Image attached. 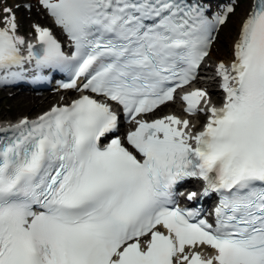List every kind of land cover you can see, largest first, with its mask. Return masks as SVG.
Returning a JSON list of instances; mask_svg holds the SVG:
<instances>
[{
  "label": "snow or ice",
  "instance_id": "obj_1",
  "mask_svg": "<svg viewBox=\"0 0 264 264\" xmlns=\"http://www.w3.org/2000/svg\"><path fill=\"white\" fill-rule=\"evenodd\" d=\"M236 2L249 8L233 59L216 66L222 106L200 88L180 97L206 116L194 131L176 115L145 117L197 79L232 3L36 0L65 51L40 24L39 47L27 42L0 0V83L58 70L81 93L0 128V264H264V0ZM121 115L134 125L124 137ZM192 179L202 190L181 207L178 186ZM213 195L206 216L195 205Z\"/></svg>",
  "mask_w": 264,
  "mask_h": 264
},
{
  "label": "bare ground",
  "instance_id": "obj_2",
  "mask_svg": "<svg viewBox=\"0 0 264 264\" xmlns=\"http://www.w3.org/2000/svg\"><path fill=\"white\" fill-rule=\"evenodd\" d=\"M7 1L15 2L17 4L22 5V1H24V0H6V3H7ZM219 2H221V3L227 2V3L234 4L237 11H236V13H234L235 15H233L232 18L229 17V20L226 23L227 26L225 25L226 29H227V34H226V38L224 39V43L228 42L229 44H231L230 45L231 49L229 50V48L227 46L219 47V46H217V45L215 46V44H213V49H212L209 56H210V58L212 57L214 59L213 61L215 62V65H218V63L221 61H223L227 64L229 62V60L232 59V57H233V55H232L233 42L237 38L240 23L243 20V18L245 17L246 12L249 8V3H247V2L237 3L236 0H219ZM14 11L16 12L18 19L22 20V28L27 29V30H31L33 24L42 23L43 19L39 13H40V11H44V13H45V10H43L42 8H40L36 4V0H34V2H33V7L31 9V11H29L28 9L26 11H23L22 8L17 9L15 7H14ZM20 28H21V25H20ZM211 69H212V76H213L216 73L215 72L216 68H211ZM215 81L216 80L200 81L199 85L200 86H207V87L211 88L212 90H214L215 92H217L219 87H218V84L215 83ZM72 93H73V91H60L57 94H50L46 98H44L42 96L37 97V96H32V95H24L22 97V100L28 106L27 110H31L32 108H34L36 106H40L42 104L47 103L52 98H56V99H59L61 102H64L65 101L64 97H67L68 95H71ZM0 115H2V114H0ZM21 117H23V116H21ZM202 117H203V114H201V113H198L196 115V118H202ZM194 122H195V118H192V124H194Z\"/></svg>",
  "mask_w": 264,
  "mask_h": 264
},
{
  "label": "rangeland",
  "instance_id": "obj_3",
  "mask_svg": "<svg viewBox=\"0 0 264 264\" xmlns=\"http://www.w3.org/2000/svg\"><path fill=\"white\" fill-rule=\"evenodd\" d=\"M33 2H34V0L33 1L32 0H24V1H22V5L20 8H22L23 11H26L27 8H25L24 5L29 4V3H31L33 5ZM16 4L17 3H15V2L7 1V6H11L14 8ZM2 6L3 5H1V7ZM236 11H237V9H236ZM236 11H235V13H236ZM43 13H44V11H40V13H39L40 16H42ZM233 15H235V14L230 15V17L232 18ZM18 20H19V23L21 25V29L23 31H25L26 33H28L30 30L23 29L22 28V20H20V19H18ZM225 25L221 27V30H220L219 35L217 37V40L215 41L214 44H215V46L217 45L219 47L227 46L230 50L231 44H229L228 42L224 43V39L226 38V34H227V29H226L227 25L226 26ZM213 60L214 59L211 57V63H213ZM24 95H31V94L13 93L11 91H0V114H2V115H0V117L6 118V119H17V118L24 116V115L34 116L37 113H39L40 111L46 109L55 100L54 98H52L45 104H42L40 106H36V107L32 108L31 110H27L28 106L22 100V97ZM214 97H216L215 94H214Z\"/></svg>",
  "mask_w": 264,
  "mask_h": 264
}]
</instances>
